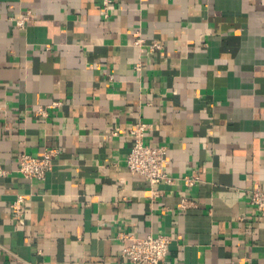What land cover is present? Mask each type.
I'll return each mask as SVG.
<instances>
[{"label": "crops", "instance_id": "1", "mask_svg": "<svg viewBox=\"0 0 264 264\" xmlns=\"http://www.w3.org/2000/svg\"><path fill=\"white\" fill-rule=\"evenodd\" d=\"M137 121L172 184L129 172ZM54 148L45 181L18 172ZM0 166V264H130L120 233L264 264V0H0Z\"/></svg>", "mask_w": 264, "mask_h": 264}, {"label": "built area", "instance_id": "2", "mask_svg": "<svg viewBox=\"0 0 264 264\" xmlns=\"http://www.w3.org/2000/svg\"><path fill=\"white\" fill-rule=\"evenodd\" d=\"M104 4L108 6L110 0H104ZM26 19L19 21V26L23 27ZM159 48V45H152V49ZM141 69L140 66L137 67ZM56 106V105H55ZM36 117H47V108L39 107L35 111ZM148 125L142 121L133 123L129 132L133 140V146L127 159V168L134 176L147 181L151 187H157L162 183L172 184V178L167 170L166 154L167 147H153L146 143V132ZM118 132H113L112 136H118ZM60 154L59 149H47L39 156H33L28 153L20 155L18 160V172L26 179L45 181L49 173L55 167L54 161ZM6 171L0 166V175H5ZM187 185H193L198 181L197 178L186 177ZM24 202L25 197L19 196L11 205L12 213L15 219L22 223L24 219ZM251 204L255 211L264 212V187L258 185L252 190ZM192 204L183 199L180 207L187 209ZM118 240L129 242L125 246L121 255L122 258L130 264H161L168 257L170 246L174 239L164 235H149L147 237H137L133 234L120 233Z\"/></svg>", "mask_w": 264, "mask_h": 264}]
</instances>
